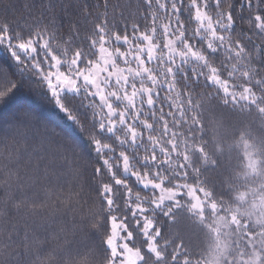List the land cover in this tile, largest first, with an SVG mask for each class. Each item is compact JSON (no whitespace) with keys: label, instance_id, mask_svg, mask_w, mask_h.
<instances>
[{"label":"snow or ice","instance_id":"1","mask_svg":"<svg viewBox=\"0 0 264 264\" xmlns=\"http://www.w3.org/2000/svg\"><path fill=\"white\" fill-rule=\"evenodd\" d=\"M239 3L253 35L259 33V46L236 32L235 5L225 0H32L24 5V26L0 21V51L8 58L0 61V105L36 85L87 137L84 150L63 137L68 150L95 161L99 208L87 225L73 227L100 234L101 242L66 264H194L182 240L162 231L161 218L171 228L183 213L205 232L222 233L213 221L227 213L206 175L219 155L208 151L204 112L213 104L231 106L232 112H255L264 126V0ZM190 21L194 28H186ZM34 120L24 111L12 129L21 135ZM18 146L0 155L6 161L0 162V256L5 264L9 258L51 264L54 252L33 255L36 217L48 201L25 191L35 182L21 172ZM251 147L244 143L246 166L256 172L264 160L258 164ZM69 170L79 177L78 166ZM31 172L38 175L39 167ZM129 177L151 193L136 190ZM76 195L70 189L57 198L59 205H70ZM232 221V232L243 240L240 264H264V234L253 242L252 225L235 215Z\"/></svg>","mask_w":264,"mask_h":264},{"label":"trees","instance_id":"2","mask_svg":"<svg viewBox=\"0 0 264 264\" xmlns=\"http://www.w3.org/2000/svg\"><path fill=\"white\" fill-rule=\"evenodd\" d=\"M30 2L32 0H0V21L7 19L9 22L24 26V21L28 19L24 5ZM111 2L123 5L128 3V0H111ZM132 2L135 4L136 0ZM225 3L235 5L236 32L244 33L245 37L251 36L252 44L259 46L261 43L259 33L253 35V30L248 24V13L241 9L239 0H225ZM241 15L244 17L243 20L239 19ZM195 26L194 21L186 23V28L191 29ZM87 31L88 29L81 28V39L86 38ZM245 43H248L247 39ZM197 46L200 45L197 44ZM0 61H8L2 51H0ZM8 66L10 71H15L10 62ZM178 88L183 91L179 85ZM230 109L231 106L225 109L220 104L209 105L203 116L204 135L209 142L208 151L219 155L218 166L214 171H208L206 175L210 184L215 185L217 197L222 201L232 199V185L239 183L255 187L260 181L258 176L248 177L243 181L237 178V173L242 171L246 159L244 142L240 141L241 133L244 135L247 133L245 140L252 141L261 152H264V143H262L264 142V126L261 125L257 114L232 112ZM168 110L165 106V111ZM24 111L31 112L35 120L21 130V135H17L12 125ZM53 130L55 134L49 135ZM63 137L74 141L80 150L88 148L85 133L67 120L36 85L21 89L5 105H0V155H7L18 143L17 151L24 153L19 158L21 172H29L35 182V187L26 188L25 191L29 196L38 195L39 199L48 201V207L41 210L43 215L36 217L40 226L36 229L38 240L33 255L46 256L54 252L56 259L51 264H66L68 260L80 259L79 254L86 248L91 245L99 246L101 242L100 234L90 233L86 227L75 229L73 227L87 225L91 219L90 212L99 208L96 193L99 178H93L95 161L82 159L79 150L69 151V146L62 139ZM60 145H63L62 149L58 147ZM37 166L39 167L38 175L31 172V169ZM70 166H78V178L72 175ZM188 171L191 172L190 169ZM129 180L136 190L151 193V189H143L141 185L136 184L134 177H129ZM194 180V177L190 178V182ZM73 188L76 189L77 195L73 197L72 203L67 206L59 205L57 198L66 197L69 190ZM260 192H264V188L260 189ZM197 194L202 197L201 193ZM259 194V192L255 193L251 199H255ZM0 195H3V188H0ZM156 195L159 193L157 192ZM182 199L186 201L187 197ZM57 205L60 210L55 214H49L50 209ZM12 219L16 220L15 217ZM161 220L164 223L162 231L169 239H175L177 243L182 240L193 253L194 260L201 258L200 250L204 248L206 239H211V233L201 229L189 213H183L171 228H169L171 222L167 218H161ZM18 222L23 224V220ZM108 227L110 230V225ZM0 239H3L2 235ZM240 243L242 245L243 240ZM183 250L182 248L181 251ZM0 264H5L4 256H0ZM7 264H15V260L9 258Z\"/></svg>","mask_w":264,"mask_h":264},{"label":"clouds","instance_id":"3","mask_svg":"<svg viewBox=\"0 0 264 264\" xmlns=\"http://www.w3.org/2000/svg\"><path fill=\"white\" fill-rule=\"evenodd\" d=\"M241 136H244L241 133ZM244 143L252 146L251 150L255 154L258 164L264 160V152H261L252 141L244 140ZM247 157L242 166V171L237 173L240 181L246 180L248 177H260L259 183L255 187L251 185H241L239 183L232 185V199L224 200L223 205L226 215L217 217L214 224L221 226L222 233L216 231L211 232V239H206L205 246L200 250V259L194 261V264H240V256L238 248L241 247L238 232H232V216L242 218L246 223L252 225L254 231L253 242L258 240L264 234V192L260 189L264 188V168H258L256 172L248 169L246 166ZM259 192L260 194L251 199V197ZM235 242L236 247H233ZM219 244V246H218Z\"/></svg>","mask_w":264,"mask_h":264}]
</instances>
